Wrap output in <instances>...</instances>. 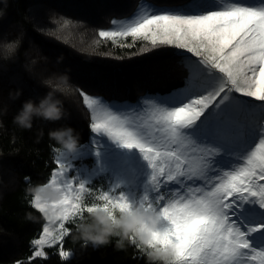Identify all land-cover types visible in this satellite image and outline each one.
Returning <instances> with one entry per match:
<instances>
[{"label": "snow or ice", "instance_id": "6c2138e0", "mask_svg": "<svg viewBox=\"0 0 264 264\" xmlns=\"http://www.w3.org/2000/svg\"><path fill=\"white\" fill-rule=\"evenodd\" d=\"M184 8L141 6L131 20L114 19L111 30L98 32L114 43L131 37L191 54L181 56L183 86L128 111L79 92L91 112L92 146L56 158L47 182L58 184L64 215L54 228L43 225L33 258L46 259L44 246L57 244L61 259L70 258L63 250L66 223L92 210L77 201L106 171V137L136 150L151 171L142 190L134 181L102 177L107 187L95 199L158 211L168 226L153 234V246H171L175 264H264V2L191 0ZM88 152L96 157L94 170L84 164Z\"/></svg>", "mask_w": 264, "mask_h": 264}, {"label": "trees", "instance_id": "16d2710c", "mask_svg": "<svg viewBox=\"0 0 264 264\" xmlns=\"http://www.w3.org/2000/svg\"><path fill=\"white\" fill-rule=\"evenodd\" d=\"M190 2L0 0V264H146L135 245L118 250L116 238L99 248L74 239L79 218L67 222L69 235L63 241V250L73 253L72 257L62 260L61 246L56 245L45 249L46 259L33 258L36 246L32 241L39 238L45 220L26 189L46 183L57 168L54 149L58 145L49 139V130L74 128L80 134V146L92 137L91 112L82 103L81 90L121 105L183 86L184 62L174 48H152L146 41L121 47L100 38L98 32L111 30L114 19L132 18L141 6L173 8ZM65 73L67 82L56 79ZM49 77L61 89L56 96L64 102L68 117L58 121L34 118L31 130L18 128L14 116L24 101L38 102L50 91L41 83ZM17 91L19 97L10 99L9 94ZM41 129L44 134L37 143ZM29 213L36 222L25 219Z\"/></svg>", "mask_w": 264, "mask_h": 264}, {"label": "clouds", "instance_id": "9594fccd", "mask_svg": "<svg viewBox=\"0 0 264 264\" xmlns=\"http://www.w3.org/2000/svg\"><path fill=\"white\" fill-rule=\"evenodd\" d=\"M11 49V45H5ZM8 57L6 56L5 59ZM34 64L35 61H32ZM29 71L31 69L29 68ZM56 79L67 82V74H61ZM41 83L50 88L47 94L33 101L32 99L23 102L21 109L13 118V123L22 130H31L33 119L39 118L45 121H58L67 118L68 113L64 109V102L57 98L56 92L61 89L54 86L53 78L49 77ZM21 93H10L9 98L15 100ZM41 129L37 135V143L43 137ZM50 140L55 141L54 150L65 159L75 156L80 149V134L70 126H63L51 129L48 132ZM26 191L32 196L33 203L38 204L36 208L46 226L54 228L62 219L63 206L60 203L64 197L58 184L46 182L43 184L30 185ZM84 196L80 195L77 207H86ZM91 211L87 216H81L75 222L74 239L81 240L85 245L91 244L94 248L106 246L112 238H116V248L125 249L126 245H135L145 258L146 264H175V253L171 246H153V234L160 230V213L155 209L146 210L139 203L132 202L130 205L115 207L96 203L90 206ZM25 219L36 222L37 218L31 213ZM163 239V234L160 236Z\"/></svg>", "mask_w": 264, "mask_h": 264}, {"label": "rangeland", "instance_id": "374dc122", "mask_svg": "<svg viewBox=\"0 0 264 264\" xmlns=\"http://www.w3.org/2000/svg\"><path fill=\"white\" fill-rule=\"evenodd\" d=\"M212 2H213V0H209V3H212ZM225 2H227V0H225ZM245 2L254 4V3L264 2V0H245ZM155 10H160V11H162V10H174V11L180 10V11H184L186 9L184 7H173V8L164 7V8H159V9H155ZM135 15L132 18H134ZM132 18H129L126 20H131ZM137 41H143V40L138 39L135 42H137ZM134 43H133V40L131 37L118 38L115 41V44L119 45L121 47L132 46ZM175 50L177 51V53L180 56H182V55H189L190 56L191 55L188 53H183V51L179 50V49H175ZM193 59H195V57H193ZM167 94L146 96L145 98H142V99L138 100L137 102H134L131 104H121V105L116 104L114 102L106 101L103 98H102V100L105 101L109 105H116L117 107H120L121 110H123V111H128L130 108H135V107L139 106L144 99H147L150 97H155V96H164ZM93 97H97V96H93ZM94 135L95 134H92V137L90 138V140L86 144L80 146L79 151L80 150L87 151L89 148H91ZM101 140H102L101 143L103 145V147L101 149V162H102V164L105 165L106 171L104 173H101L99 177L98 176L92 177L93 181L90 184V187L93 188L94 191L91 194H89L87 192L83 194L84 202H85V204H88V205H91L94 203L95 204L96 203H102V202L97 201L95 199V196L98 195L99 190L107 187L108 181H107V179L102 180L101 179L102 177H111L113 180H115L117 178H121V179H125L126 181H134L136 186H138L142 190L143 184L147 181L148 175L150 174V171H151L147 165V162L143 160L141 155L138 152H136V150L129 151L127 149H120L117 146L112 145L110 142H107L106 137H102ZM58 156H59V154H57V157ZM83 161H84V164L87 166L88 169H90V170L95 169L96 157L91 152L83 154ZM74 163H76V166L78 168L81 167L79 160L75 161ZM69 175H71V174H69ZM45 223H46V221H45ZM167 226H168L167 222L161 220L159 228L161 230H163ZM66 227H67V223H66ZM57 245H59V244H57ZM46 248H47V246H44V248H43L44 252H45ZM72 255H73V253H71L70 257H72Z\"/></svg>", "mask_w": 264, "mask_h": 264}]
</instances>
